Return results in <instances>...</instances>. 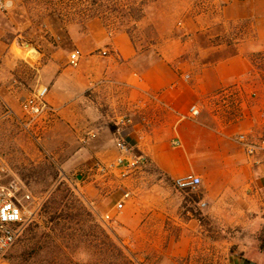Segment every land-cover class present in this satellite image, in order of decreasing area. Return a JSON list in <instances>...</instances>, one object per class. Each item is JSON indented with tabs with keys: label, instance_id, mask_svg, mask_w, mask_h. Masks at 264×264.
I'll return each mask as SVG.
<instances>
[{
	"label": "rangeland",
	"instance_id": "1",
	"mask_svg": "<svg viewBox=\"0 0 264 264\" xmlns=\"http://www.w3.org/2000/svg\"><path fill=\"white\" fill-rule=\"evenodd\" d=\"M6 1L12 2L8 8ZM223 14L216 0H0V46H12L9 56L0 57V155L45 200L4 264H181L171 251L188 230L203 237L195 240V264H226L227 250L217 241L233 242V249L246 229H227L213 219L199 206L201 188L179 191L148 165L126 176H101L97 164L110 162L97 158V149L78 145L60 115L30 123L23 109L24 99L46 86L39 67L51 59L65 63L75 50L72 36L93 19L112 32H126L140 55L170 59L184 71L199 68L200 37L219 25L224 33L207 42L248 48L253 66L247 95L259 102L264 122V47L250 20L226 23ZM115 122L112 116L113 140ZM85 154L89 159L81 162ZM124 190L132 199L110 228L102 216ZM190 220L198 227L187 225ZM257 234L264 248V233Z\"/></svg>",
	"mask_w": 264,
	"mask_h": 264
},
{
	"label": "crops",
	"instance_id": "2",
	"mask_svg": "<svg viewBox=\"0 0 264 264\" xmlns=\"http://www.w3.org/2000/svg\"><path fill=\"white\" fill-rule=\"evenodd\" d=\"M216 1L224 5L226 23L250 20L264 47V0ZM225 29L218 25L200 37L199 68L184 71L170 59L140 55L126 32H112L93 19L83 33L72 36L81 54L77 70L68 57L62 65L51 59L39 72L49 88V104L59 109L55 115L67 123L78 145L97 149L94 155L100 160L114 161L122 153L109 131V119L115 117L117 127L124 122L128 158L139 159L172 182L190 173L200 176L199 206L207 203L204 208L227 229H246L233 249L235 243L217 241L227 250L225 263L264 264L263 239L257 234L264 233V154L250 157L237 141L239 134L251 131L264 140L262 108L247 95L253 66L248 48L207 42ZM7 47L0 46V57L12 53V46ZM236 85L244 90L243 101L238 107L225 106L218 93ZM193 105L201 115L181 119ZM175 140L182 146L175 148ZM88 159L85 154L81 162ZM196 222L187 225L198 227ZM201 239L200 233L188 230L175 241L171 254L181 264H195V240Z\"/></svg>",
	"mask_w": 264,
	"mask_h": 264
},
{
	"label": "built area",
	"instance_id": "3",
	"mask_svg": "<svg viewBox=\"0 0 264 264\" xmlns=\"http://www.w3.org/2000/svg\"><path fill=\"white\" fill-rule=\"evenodd\" d=\"M11 5V1L4 2V7L6 8ZM108 53V49L102 51V54L105 56ZM80 58L81 54L79 51H72L68 58L69 65L72 68H78ZM186 78L188 79L189 76H186ZM48 94L49 88L47 86H41L33 96L24 99L23 109L30 123L47 115H55L59 112L58 108L49 104L47 100ZM217 96L223 100L225 106L229 104L231 107H238L241 101H243L244 90L241 86L236 85L222 89ZM200 115V108L197 105H193L189 112L181 114L180 118L183 120L197 119ZM262 117L264 118V113ZM123 125L124 122H121L113 133L114 141L122 155L110 163L97 164L96 171L101 176L109 174L126 176L134 168L145 166L139 159L127 157L130 153V147L126 141L127 131L125 127H122ZM237 141L250 157H257L264 154V140L257 138L252 131L239 134ZM172 145L175 148H179L182 146V143L180 140H175ZM202 184L203 179L192 173L174 180V185L178 189L190 193H197ZM131 199L132 192L124 190L120 199L102 216L103 223L111 228V225L117 222L118 216L125 211L127 203ZM44 203V198L39 197L38 200L25 182L9 169L6 161L0 155V264H4L7 253L21 238L25 228L33 222ZM206 206L207 203H201L202 208Z\"/></svg>",
	"mask_w": 264,
	"mask_h": 264
},
{
	"label": "trees",
	"instance_id": "4",
	"mask_svg": "<svg viewBox=\"0 0 264 264\" xmlns=\"http://www.w3.org/2000/svg\"><path fill=\"white\" fill-rule=\"evenodd\" d=\"M169 181H171V180H169ZM171 182H172V181H171ZM172 183H173V185H174V182H172ZM174 187H175L177 190H179V191L187 192V191H183V190L178 189L175 185H174Z\"/></svg>",
	"mask_w": 264,
	"mask_h": 264
}]
</instances>
